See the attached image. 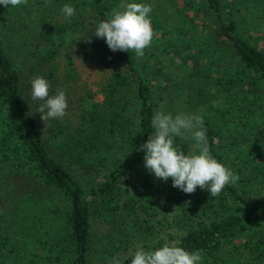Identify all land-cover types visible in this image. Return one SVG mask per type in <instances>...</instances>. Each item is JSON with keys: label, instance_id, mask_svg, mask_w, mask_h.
Instances as JSON below:
<instances>
[{"label": "trees", "instance_id": "obj_1", "mask_svg": "<svg viewBox=\"0 0 264 264\" xmlns=\"http://www.w3.org/2000/svg\"><path fill=\"white\" fill-rule=\"evenodd\" d=\"M171 1L178 6L167 12L155 3L153 11L184 9L176 32L160 30L158 40L162 54H177L178 67L150 57L152 70L93 35L124 3L148 0L0 5V264H131L137 247L173 241L200 251L201 264H264V49L238 19L251 0ZM64 5L76 10L70 20ZM78 59L100 72L96 91L80 84ZM62 72L68 90L60 88ZM36 77L49 83V96L65 92L63 118L42 120L44 101L31 96ZM158 111L203 114L211 154L237 183L210 197L150 172L139 181V149ZM175 142L185 154L195 150L190 139Z\"/></svg>", "mask_w": 264, "mask_h": 264}, {"label": "clouds", "instance_id": "obj_2", "mask_svg": "<svg viewBox=\"0 0 264 264\" xmlns=\"http://www.w3.org/2000/svg\"><path fill=\"white\" fill-rule=\"evenodd\" d=\"M28 0H0V5L12 8L26 5ZM65 20L75 15V8L64 5L60 9ZM151 5L127 2L122 10H113L110 18L98 23L94 36L103 38L113 52H133L143 57L145 49L152 45L156 33L152 29ZM32 100L44 101L38 109L43 121L63 118L68 108L66 94L58 91L49 96V83L42 77L31 82ZM155 130L149 135L140 151H144V165L158 179L172 180V186L186 194H193L199 187L207 189L210 197H217L226 186L235 185L239 180L230 168L218 162L211 154L204 128L203 114L171 113L158 111L151 119ZM176 138L180 141L190 139L194 151L190 154L177 147ZM170 215V214H168ZM200 251L189 252L175 241L165 243L154 251H145L137 247L132 254L131 264H201ZM111 264H124L123 259L113 258Z\"/></svg>", "mask_w": 264, "mask_h": 264}, {"label": "rangeland", "instance_id": "obj_3", "mask_svg": "<svg viewBox=\"0 0 264 264\" xmlns=\"http://www.w3.org/2000/svg\"><path fill=\"white\" fill-rule=\"evenodd\" d=\"M245 5L250 11L245 12V14H242L238 19L240 21V27H241V31L245 32L247 37L255 44L258 45L259 48L264 49V14L261 13L260 9V5L264 3V0H261L260 4L255 7V5H253L254 2L251 1H244ZM148 3H144L146 5H151L152 7V12L150 13V19H151V24H152V29L153 31L156 33L152 45L145 49V54L143 57H137V61L140 65H146L147 64V70H152L151 67H149L148 62L150 63L149 59L150 57L154 60H156L157 65H159L160 62L164 63V65L166 67H172V66H176L178 67V60L177 59V54H175L174 52H169L168 55L162 54V48L161 46L164 45L163 43L158 42L159 40V32L160 30H168L171 33H175L176 32V27H177V23L179 20H181L182 18V13L184 12V9H181L178 12H175V14H168V13H163L161 12V9H157L155 11H153V5L156 3V5L158 6L161 5L162 8L166 9L167 12L170 10L169 8H171V6H173L174 4H176V2L173 1H166V0H148ZM181 4V2H180ZM176 6H178V4H176ZM190 11V10H189ZM186 11V15H190L192 16V14ZM246 15V18H245ZM170 41V40H169ZM156 55V56H154ZM172 56V57H170ZM162 59V61H161ZM151 60V61H154ZM160 62H159V61ZM21 63V62H20ZM76 68L80 72L81 75V79H80V84L84 85V83H88V86L91 87L92 89H94L95 91L96 86L94 85V82L98 83V81L101 79V74L98 70H96V67L93 69H89V68H85L84 64L82 63V61H80V59H78L76 62ZM24 65V64H22ZM24 67V66H23ZM173 71L170 69V72L168 75H170ZM59 80H60V88L63 90H68V85L66 83V79L64 76V73H60L59 75ZM179 84L176 83V86H178ZM84 89H86L85 87H82ZM79 95L81 93V91H78ZM31 96H32V91H31ZM96 98L97 99H101L103 100V98L99 95L96 94ZM197 102V105L201 106L203 105V101L202 102H198L199 99L196 98L194 99ZM47 121V120H45ZM46 123L45 126H43V130L45 131L46 128L49 126V122H44ZM258 144V143H257ZM264 163V159L262 161ZM149 171L148 169L143 166L142 170H141V174H140V179L139 181H144L145 180V176L146 174H148ZM2 191H6L7 189H10L9 185L7 183L2 184ZM185 197V195H184ZM177 227H176V221H173V227L170 230V234L173 235L174 237H177L176 232H177ZM165 238V237H163Z\"/></svg>", "mask_w": 264, "mask_h": 264}]
</instances>
